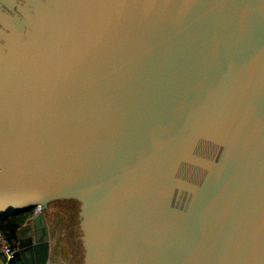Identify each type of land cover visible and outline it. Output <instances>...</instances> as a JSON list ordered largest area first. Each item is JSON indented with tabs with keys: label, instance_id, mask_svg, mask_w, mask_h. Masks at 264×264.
<instances>
[{
	"label": "water",
	"instance_id": "obj_1",
	"mask_svg": "<svg viewBox=\"0 0 264 264\" xmlns=\"http://www.w3.org/2000/svg\"><path fill=\"white\" fill-rule=\"evenodd\" d=\"M35 2L0 21L23 264H264V0Z\"/></svg>",
	"mask_w": 264,
	"mask_h": 264
},
{
	"label": "trees",
	"instance_id": "obj_2",
	"mask_svg": "<svg viewBox=\"0 0 264 264\" xmlns=\"http://www.w3.org/2000/svg\"><path fill=\"white\" fill-rule=\"evenodd\" d=\"M32 213V209L13 210L7 209L4 212H0V232L4 235L5 239L16 247L17 237L16 232L21 224L24 223L26 218ZM8 264H23L19 255L15 254V258Z\"/></svg>",
	"mask_w": 264,
	"mask_h": 264
},
{
	"label": "flooded vegetation",
	"instance_id": "obj_3",
	"mask_svg": "<svg viewBox=\"0 0 264 264\" xmlns=\"http://www.w3.org/2000/svg\"><path fill=\"white\" fill-rule=\"evenodd\" d=\"M37 1V0H36ZM35 0L34 3H32V0H0V21L2 19L3 16H12V15H17L20 16L22 14V11H24V9H28L30 6L31 11L34 10V5H35ZM1 25V24H0ZM2 27V25L0 26ZM4 31L8 32L9 30L4 28ZM58 209L60 208L59 206H56ZM55 207L51 210V212L49 214L46 215L47 218V225L49 227V236L51 237L50 233L52 231L51 225L53 227V225H55L52 219L55 217V215L57 214H61L63 212H65L64 210H58ZM52 217V218H51ZM57 223V222H56ZM54 230V229H53ZM15 249V254L17 252V243H16V247ZM62 255H65V249H62L61 251H59ZM50 257L53 260L58 259L57 261L59 262V253L57 255V253L55 254L54 252L52 254H50ZM15 258V257H14Z\"/></svg>",
	"mask_w": 264,
	"mask_h": 264
},
{
	"label": "built area",
	"instance_id": "obj_4",
	"mask_svg": "<svg viewBox=\"0 0 264 264\" xmlns=\"http://www.w3.org/2000/svg\"><path fill=\"white\" fill-rule=\"evenodd\" d=\"M0 248L5 253L7 261L10 262L15 257V249L5 239L4 235L0 232Z\"/></svg>",
	"mask_w": 264,
	"mask_h": 264
}]
</instances>
